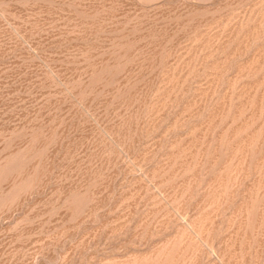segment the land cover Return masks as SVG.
Wrapping results in <instances>:
<instances>
[{"label":"rangeland","instance_id":"obj_1","mask_svg":"<svg viewBox=\"0 0 264 264\" xmlns=\"http://www.w3.org/2000/svg\"><path fill=\"white\" fill-rule=\"evenodd\" d=\"M0 264H264V0H0Z\"/></svg>","mask_w":264,"mask_h":264}]
</instances>
